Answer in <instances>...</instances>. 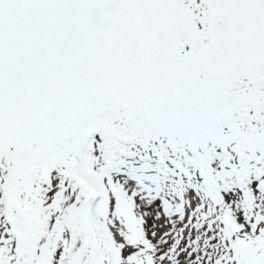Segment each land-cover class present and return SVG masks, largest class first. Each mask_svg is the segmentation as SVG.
<instances>
[{"label": "snow or ice", "instance_id": "snow-or-ice-1", "mask_svg": "<svg viewBox=\"0 0 264 264\" xmlns=\"http://www.w3.org/2000/svg\"><path fill=\"white\" fill-rule=\"evenodd\" d=\"M0 264H264V0H0Z\"/></svg>", "mask_w": 264, "mask_h": 264}]
</instances>
